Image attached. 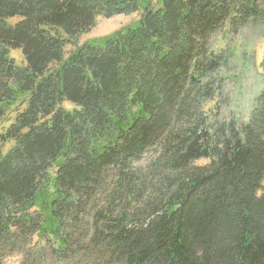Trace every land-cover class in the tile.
Here are the masks:
<instances>
[{
    "label": "trees",
    "instance_id": "trees-1",
    "mask_svg": "<svg viewBox=\"0 0 264 264\" xmlns=\"http://www.w3.org/2000/svg\"><path fill=\"white\" fill-rule=\"evenodd\" d=\"M258 20L264 0H0V264H264V88L246 120L207 108L214 35Z\"/></svg>",
    "mask_w": 264,
    "mask_h": 264
},
{
    "label": "rangeland",
    "instance_id": "rangeland-1",
    "mask_svg": "<svg viewBox=\"0 0 264 264\" xmlns=\"http://www.w3.org/2000/svg\"><path fill=\"white\" fill-rule=\"evenodd\" d=\"M140 15L141 11L128 15L119 14L110 18L99 16L96 25L90 32L82 34L78 42L81 44L103 40L134 25ZM212 42L216 51L223 52L229 60V65L222 70L224 92L227 96L225 101H220L217 105L215 100L209 103L207 108L211 109L213 118L246 120L253 109L256 97L264 88V20L240 24L236 27H232L230 22H227L221 30L217 31ZM73 48L70 45L68 51ZM13 52L17 63L23 65L21 50L16 49ZM3 125L0 122V131ZM90 255L93 256L91 258L86 257V254L76 256L75 260H69L68 264H102L95 259V253ZM22 258L21 254L16 253L7 258L6 264H21ZM41 264H55V262L47 259Z\"/></svg>",
    "mask_w": 264,
    "mask_h": 264
}]
</instances>
